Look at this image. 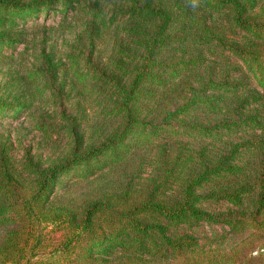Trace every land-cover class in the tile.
Listing matches in <instances>:
<instances>
[{"label":"trees","instance_id":"16d2710c","mask_svg":"<svg viewBox=\"0 0 264 264\" xmlns=\"http://www.w3.org/2000/svg\"><path fill=\"white\" fill-rule=\"evenodd\" d=\"M50 10L0 80L51 143L0 132V264H264V0H0V60Z\"/></svg>","mask_w":264,"mask_h":264},{"label":"rangeland","instance_id":"374dc122","mask_svg":"<svg viewBox=\"0 0 264 264\" xmlns=\"http://www.w3.org/2000/svg\"><path fill=\"white\" fill-rule=\"evenodd\" d=\"M54 8L57 10V8L60 7L57 5ZM65 14V18L71 15L70 11ZM62 15H64V13L50 10L44 17L38 14L35 17H28L24 20L23 23L26 26L25 44L27 43V45H24V43L16 44L12 50L9 48H2L3 53H11L12 60L10 62L0 60V80L3 78L5 68L8 65L23 70V67L29 64V60L31 59L29 52L35 40L42 34H45L47 37L49 36L48 40L54 42V47L58 54H61L65 50L66 46L64 40L68 41L70 39L74 27L73 25L71 26V23L67 26L66 22H60V17ZM40 24L44 26L41 27ZM63 37L64 39L62 40L61 38ZM34 46H36V44ZM9 112L0 116V132L3 134L8 133L9 138L12 139L11 152L15 156H18L21 147L28 145L31 151L40 152L42 157L50 154V140L46 143L40 132L34 129L31 117L28 115L29 113H27V111L17 112L16 114ZM51 138L54 139L55 144L53 146H56L57 149L61 148L66 140L65 134L62 132L58 134L53 132ZM212 229H215L217 232L220 231L218 224L209 225L206 223L196 225L193 230L194 233L199 236V240L202 241V236L211 234Z\"/></svg>","mask_w":264,"mask_h":264}]
</instances>
